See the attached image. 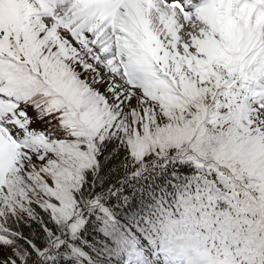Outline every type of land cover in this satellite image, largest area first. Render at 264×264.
Returning <instances> with one entry per match:
<instances>
[{
	"label": "snow or ice",
	"instance_id": "6c2138e0",
	"mask_svg": "<svg viewBox=\"0 0 264 264\" xmlns=\"http://www.w3.org/2000/svg\"><path fill=\"white\" fill-rule=\"evenodd\" d=\"M0 264H264V0H0Z\"/></svg>",
	"mask_w": 264,
	"mask_h": 264
}]
</instances>
